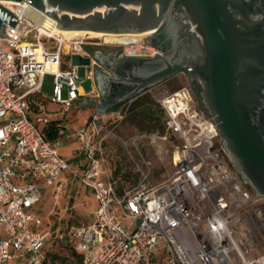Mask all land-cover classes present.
Masks as SVG:
<instances>
[{
    "label": "built area",
    "instance_id": "built-area-1",
    "mask_svg": "<svg viewBox=\"0 0 264 264\" xmlns=\"http://www.w3.org/2000/svg\"><path fill=\"white\" fill-rule=\"evenodd\" d=\"M1 4L18 21L6 25V38H0V264H52L46 253L50 237L69 242L80 264H264V254H256V239L264 237V198L236 171L189 86L164 88L155 97L168 134L162 139L173 142L172 170L155 185L152 161L139 153L138 183L117 190L103 148L107 122L100 116L77 130L65 124L80 93L78 66L64 67V58L85 59L87 46L153 58L162 55L158 47L138 37H65L43 30L33 13L46 15L28 2ZM46 74L53 77L49 102L59 106L56 121L40 91ZM91 76L89 71L86 78ZM52 124L61 138L80 144V172L58 152L61 138L47 137ZM66 172L93 195V220L65 232L37 233L40 220L31 210L49 188L63 189Z\"/></svg>",
    "mask_w": 264,
    "mask_h": 264
},
{
    "label": "water",
    "instance_id": "water-1",
    "mask_svg": "<svg viewBox=\"0 0 264 264\" xmlns=\"http://www.w3.org/2000/svg\"><path fill=\"white\" fill-rule=\"evenodd\" d=\"M24 1L60 31L149 35L145 43L163 54L104 65L96 113H117L183 74L230 162L264 198V0H0V38L18 21L1 3Z\"/></svg>",
    "mask_w": 264,
    "mask_h": 264
},
{
    "label": "rangeland",
    "instance_id": "rangeland-1",
    "mask_svg": "<svg viewBox=\"0 0 264 264\" xmlns=\"http://www.w3.org/2000/svg\"><path fill=\"white\" fill-rule=\"evenodd\" d=\"M148 37L149 35L138 38L146 40ZM119 38L128 41L134 37L109 36L102 39L104 41H113ZM111 49L117 50L115 47H111ZM69 59V57L63 59L64 67L69 63ZM87 71L88 69L84 65L78 66V86L80 91L83 92L90 91L94 85L92 80L86 78ZM184 86L188 87V82L183 74H179L163 84L154 87L150 91L145 92L144 99L138 101L140 107H138L137 112H149V117L135 114L129 115L127 110L130 103H128L121 107L117 113L105 119L107 122L104 128L106 132L105 130L101 132L102 136H106L103 142V148L107 157V166L113 172L118 189H133L138 183V175L136 172L141 168L138 157L139 153L150 158L152 161L153 170L150 184L155 185L163 181L168 173L171 172L173 142L169 138L167 140L162 139L168 134L167 130L163 129V114L160 111L155 97L164 88L169 91H175ZM52 90L53 77L46 74L42 78L40 91L42 96L47 99V103H50L49 99L52 96ZM62 96L63 98L66 97L65 91H63ZM80 110L86 116L83 119L80 114L76 116ZM94 112L95 110L88 106L75 104L67 113V116L70 115L68 121H71V128H75L80 122L82 124L87 118L92 117ZM151 116L158 117V123ZM74 117L76 118L74 119ZM73 122L76 125H73ZM152 134H157L160 138L151 139ZM59 146L60 153L66 159L75 156V150L78 153L81 151V146L76 142H61ZM69 161L71 162L70 159ZM83 164L84 158L82 155L78 161H72V167L75 165L78 172H80L78 168ZM64 177L67 178V181L63 189L59 193H55L54 187L49 188L44 192L40 204L31 210V213L40 220L37 233H42L45 230L65 232V230L71 227L87 225L93 220L96 205L92 194L70 177L69 172H66ZM49 239L52 238L50 237ZM60 245L59 248L55 246L58 258L65 260L63 264H74L73 260L75 258L71 250L65 247V242H61ZM257 253L264 254V237L259 235L256 239Z\"/></svg>",
    "mask_w": 264,
    "mask_h": 264
},
{
    "label": "crops",
    "instance_id": "crops-1",
    "mask_svg": "<svg viewBox=\"0 0 264 264\" xmlns=\"http://www.w3.org/2000/svg\"><path fill=\"white\" fill-rule=\"evenodd\" d=\"M84 51H85V55L87 56L85 59H82L81 57H78V56H72V57H70L69 63L66 64V66H70V65H77V66L84 65L88 69L87 73L89 71L91 72L92 76H91L90 80L93 81L94 85H93L92 89L90 91H88V92L80 91V88H79V93H80L79 98L72 105V107L75 104H79L80 106H88V107H90V108L95 110L93 116L94 115L100 116L101 122L104 123V122H106L105 119H107L108 116L113 115L115 113H111L110 112V113H107L106 115H99V114L96 113V109H95L94 106H92L91 101L92 100H97L98 98L101 97L99 88L101 89L102 86L104 85V78H105V75H107V72H106V70L104 68V65H106L108 63H112L113 65L116 64L117 63V61H116L117 57L116 56L118 54L116 53L115 50H113L111 48H97V47H91V46L85 47ZM45 101H46L45 106H46V110L48 112V115L50 116L52 121H56L57 119H59V106H57L55 104H52V103H47V99H45ZM78 112H77L76 116H78L80 114L82 116V119L86 117L83 111L80 110ZM69 116H67V114H66L64 121H65V124H67V126H69L71 128V126H70V122L71 121L70 120L68 121ZM71 116H72V114H71ZM75 118L76 117H74V119ZM90 118H87L82 124H81V122L78 123L79 124L78 126H75V128H71V129L77 130L78 128L86 125L88 123V121L90 120ZM73 125H76V124H74V122H73ZM58 138H61V136H59V133H57V138H55V139H53V138L51 139L50 138V139L51 140H57ZM61 142H76V143H78L73 138H66V139L65 138H61ZM59 148H60V146H58V148H57L58 152L60 153ZM74 153H75V156H72L71 158H69L71 160V162L72 161H78V159H80V155L82 154V150L79 153L76 152V150H75ZM60 155L63 156L61 153H60ZM69 159H66V160H69ZM86 190H88V189H86ZM92 197H93V195H92ZM95 205H96V202H95Z\"/></svg>",
    "mask_w": 264,
    "mask_h": 264
},
{
    "label": "trees",
    "instance_id": "trees-1",
    "mask_svg": "<svg viewBox=\"0 0 264 264\" xmlns=\"http://www.w3.org/2000/svg\"><path fill=\"white\" fill-rule=\"evenodd\" d=\"M145 95L146 94H143V95L139 96L138 98H136L135 100H133L132 102H130V104L128 105V110H127V113L129 115L135 114V115H142L143 117H145V116L146 117H149L150 116V113L149 112H137L138 107H140V105L138 104V101H140L141 99H144L143 97H145ZM43 102H45V101H43ZM158 106H159V104H158ZM159 108H160V111L163 114V110L161 109L160 106H159ZM202 109H203V107H202ZM151 117H152L153 120H157V123H158V121H159V118L158 117H156V116H151ZM154 127H156V126H154ZM163 129L166 130L165 123H164V115H163ZM45 133H46V135H47V137L49 139L50 138L51 139L52 138L55 139V138H57L58 131L55 129L54 124H52L49 128H46L45 129ZM112 180L115 182V186H116V181H115L116 179H114V177H113V172H112ZM116 188H117V190L119 192H122L123 191L121 189H118L117 186H116ZM60 243L61 242H57L54 239H49L47 241V243H46V253H47V256L49 258L50 263H52V264H63L64 261H65L64 259H59L58 258V256H57L58 254H57V252L55 250V246H57L58 248L61 246ZM65 247H68L71 250L72 255L75 258L73 260V263L74 264H80V260H81L80 255L75 252V250L72 247V245L69 242L66 241L65 242Z\"/></svg>",
    "mask_w": 264,
    "mask_h": 264
},
{
    "label": "bare ground",
    "instance_id": "bare-ground-1",
    "mask_svg": "<svg viewBox=\"0 0 264 264\" xmlns=\"http://www.w3.org/2000/svg\"><path fill=\"white\" fill-rule=\"evenodd\" d=\"M6 3H10V2H6ZM13 4H15V3H13ZM33 15H34L35 19L37 20V22L41 25V28L43 30L49 29L51 32L56 33V34H60V35L65 36V37L89 36V38H105V37H109V36H116V35L99 34V33H94V32H87V31H80V32L60 31L56 27L53 26V22L51 21V19L49 17L43 16L41 18L34 13H33ZM146 35L147 34H144V35H122V37H140V36L142 37V36H146Z\"/></svg>",
    "mask_w": 264,
    "mask_h": 264
},
{
    "label": "flooded vegetation",
    "instance_id": "flooded-vegetation-1",
    "mask_svg": "<svg viewBox=\"0 0 264 264\" xmlns=\"http://www.w3.org/2000/svg\"><path fill=\"white\" fill-rule=\"evenodd\" d=\"M116 51V53L118 54V55H120L121 54V52L120 51H118V50H115ZM163 54V53H162ZM175 77V76H174ZM185 77V76H184ZM186 78V77H185ZM186 80H187V82H188V85H189V87L191 88V90H192V92H193V94H194V96H195V98H196V100L198 101V103L201 105V101H200V98H199V96L197 95V93L195 92V89H194V87L190 84V82H189V80L186 78Z\"/></svg>",
    "mask_w": 264,
    "mask_h": 264
}]
</instances>
